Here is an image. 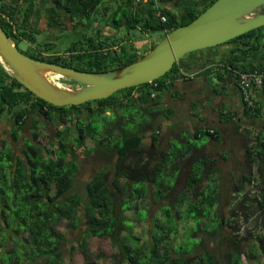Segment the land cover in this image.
Segmentation results:
<instances>
[{
    "label": "trees",
    "instance_id": "16d2710c",
    "mask_svg": "<svg viewBox=\"0 0 264 264\" xmlns=\"http://www.w3.org/2000/svg\"><path fill=\"white\" fill-rule=\"evenodd\" d=\"M12 1L15 4L0 0V26L16 47L17 40L35 42V33L42 31L38 27L42 16L49 28L60 25L64 14L68 20L87 26L61 52L47 54L52 49L48 42L37 44L46 54L30 48L26 51L18 48L20 51L35 59L79 70L102 71L130 63L146 52L138 53L129 43L117 49L115 46L126 35L159 31L163 37L175 27L190 22L214 0ZM256 31L251 29L229 40L244 47L229 62L240 71L264 69V61L255 60L256 53L250 59L246 57L254 49ZM157 42L153 39L149 49ZM238 49L233 48L231 53ZM179 64V60L174 62L168 71L151 82L119 89L105 98L63 106L39 98L2 66L0 120L9 115L12 123L9 138L1 139L0 143V264H69L62 248L66 240L63 228H77L82 224L81 239L69 246V255L77 249L85 255L90 239L106 238L113 251L107 255L109 261L105 264H218L213 251L204 245L203 235L192 247H173L170 240L179 232L180 219L183 215L188 219L194 211L206 223L191 235L206 233L207 237L219 238L223 227L234 228L232 222L245 219L252 205L258 214V232L249 230L242 238H256L250 241L248 250H241L240 239H232L236 234L229 233L231 249L224 252V262L245 264L242 254L249 258L257 252L264 260V139L260 136L244 148L246 168L231 176L230 190L237 200L232 203V199L227 202L224 198L228 205L222 208L228 214L226 219L219 216L222 212L211 209L222 200L219 197L222 175L215 160L203 154L187 162L181 189L162 208L167 218L163 219L161 210L154 215L148 239L141 241V236L132 231L134 222L148 217V201L167 198L172 187L168 179L179 169L172 161L173 156H182L191 148L182 150L178 146L176 153L164 154L158 147L152 151L144 145V138L149 134L152 144L157 146L159 136L154 133L152 110L155 92L164 87L166 78L173 79L180 74ZM59 78L74 83L65 77ZM244 105L249 110L256 109L248 107L245 101ZM83 107H88L86 113ZM32 110L45 120L57 122L53 135L41 136L46 124L36 116L30 122V137H24V125ZM63 123L69 126L60 127ZM87 139L94 142L93 146L86 145ZM17 140L21 141L18 152L12 144ZM78 152L100 154V158L108 161L86 179L83 194L73 189L79 168L75 155ZM206 206L210 209L203 215ZM140 207H144L143 217L138 213ZM124 209H132V219L125 217ZM85 264L96 263L87 258Z\"/></svg>",
    "mask_w": 264,
    "mask_h": 264
},
{
    "label": "crops",
    "instance_id": "0c3cea01",
    "mask_svg": "<svg viewBox=\"0 0 264 264\" xmlns=\"http://www.w3.org/2000/svg\"><path fill=\"white\" fill-rule=\"evenodd\" d=\"M64 17L65 14L60 25L50 28L47 27L45 21V26L41 27L42 33H40L47 36L55 35L54 39L56 40L65 36L69 44L86 31L87 26L81 25L80 27L74 21L69 20L68 24L64 23ZM43 18L42 16L40 19ZM88 28L90 32L91 28ZM74 34H76L75 37H72ZM256 38L254 49L249 50L246 57L250 59L256 53L255 60L264 61V26L256 31ZM48 39L50 38H45L43 41L48 42ZM152 40L148 36L147 42L141 48L131 46L138 53H142L149 50ZM27 43L34 52L47 53L40 50L34 42L27 41ZM126 43H129V40L123 39L115 47L119 49ZM68 44L52 47L47 54L61 52ZM233 48L239 49L231 53ZM241 48L244 47L239 42L228 40L188 53L179 60L180 74H177L173 79L166 78L164 87L155 92L157 96H155V104L152 106L155 113L153 129L159 138L156 142L157 146H155L151 142L150 135L147 134L144 138V145L152 151L158 147L164 154L166 152L176 153L178 147H175L173 151L171 149L176 145L173 141H177L182 150L191 146L184 155L173 156L172 161L179 167L178 174L182 169V163H187L194 157L203 154L214 159L215 165L217 161L229 159L233 152L242 151L243 159L244 148L247 144L257 136L264 139V88L254 87L251 89L256 109L249 110L244 105L238 85L240 70L229 64L230 61H234L233 58L240 53ZM185 129L187 130L186 135L183 134ZM210 129L214 130L212 136L208 134ZM202 136H208L209 139L199 145L188 139H197ZM233 161L235 162L236 159ZM245 168L244 160H242V164L233 166L231 171H243ZM217 169L220 172L218 167Z\"/></svg>",
    "mask_w": 264,
    "mask_h": 264
},
{
    "label": "water",
    "instance_id": "95a60500",
    "mask_svg": "<svg viewBox=\"0 0 264 264\" xmlns=\"http://www.w3.org/2000/svg\"><path fill=\"white\" fill-rule=\"evenodd\" d=\"M264 26V0H214L195 18L165 34L138 59L102 71H85L35 59L20 51L0 26V62L25 88L56 106L77 105L162 76L188 53L226 42ZM46 72L80 85L59 86Z\"/></svg>",
    "mask_w": 264,
    "mask_h": 264
},
{
    "label": "rangeland",
    "instance_id": "374dc122",
    "mask_svg": "<svg viewBox=\"0 0 264 264\" xmlns=\"http://www.w3.org/2000/svg\"><path fill=\"white\" fill-rule=\"evenodd\" d=\"M8 1V0H7ZM168 6V4H166ZM64 23L68 24L70 21L68 20L67 17L63 18ZM79 25V24H77ZM39 28L45 26V19H40L38 22ZM81 27V25H79ZM82 29V28H81ZM80 30V29H79ZM56 34V33H54ZM76 34L72 35V37H75ZM35 44H42L43 41V34L41 33H35ZM47 36V35H46ZM55 35H49L46 38L48 39V45L51 44L52 47L58 46H65L67 45L68 41L65 38V36H62L60 39L58 38L57 40L54 39ZM148 36L151 39H155L159 41L162 37L161 32L159 31H154V32H149L146 35L135 33V34H129L125 36V40H129V44L134 45L135 47L141 48L144 43L147 42ZM45 40V39H44ZM56 40V41H55ZM56 44V45H55ZM17 48L20 50L26 51L30 50L28 47V43L24 40H17L16 41ZM58 50V49H55ZM252 58V56H251ZM2 63V62H1ZM3 64V63H2ZM0 64V70L2 65ZM50 76V75H49ZM60 76H51L52 80L56 82L57 84L64 86V87H74L77 86L78 83L74 82L68 83L66 81L61 80L59 78ZM68 79V78H67ZM70 80V79H69ZM72 81V80H71ZM119 93V92H118ZM83 113H86L88 107H83L81 108ZM38 117L41 121H44L46 124V127L41 130V136L44 137L45 135H53L54 134V127L56 126V123L54 120L53 121H48L45 120L44 117L40 116L35 110H32L31 114L29 115V119L24 125V132L23 135L25 138H29L31 135V129H30V122L33 117ZM12 119L9 115L4 116L0 120V139L2 138H9V129L11 126ZM63 126H69L67 123H63L60 125V127ZM68 128V127H67ZM183 134H187V130L185 129L183 131ZM190 139L193 143L199 145L205 143L209 137L208 136H202L201 138L193 139V138H188ZM23 140V137L21 138V141ZM20 140H17L15 142H12L14 149L16 152L19 151L20 148ZM175 142V147L179 146V143L177 141ZM1 143V141H0ZM94 142L91 139H87L86 145L88 146H93ZM77 157L78 161V171L76 172L75 180H74V186L73 189L79 191V193L83 194L84 192V182L86 179H88L91 174L98 168L104 167L105 165L108 164V161H106L104 158H100V154L92 153L89 152L88 154H75ZM233 159H236L234 162ZM242 151L235 153L233 152L230 156L229 159L223 160V161H217L216 165L219 168V171L221 172L222 175V181L220 185V198L222 199L217 205L216 208L215 206L212 209V212L214 209L222 212L219 216L223 217L224 219L227 218V213L223 212L222 208H227V202L228 199H232V203L237 200L234 196H232V192L230 190L231 188V176L234 175L236 172H233L231 169L233 166L236 165H241L242 164ZM232 166V167H231ZM111 167H108V170H110ZM186 172H187V163H182V169L180 173L178 174V171H176V174L168 179V182L170 186H172L168 192L167 198L166 199H160L156 201H148V205L146 207V211L149 213L148 217L143 219L141 222H134V227H133V232L137 235L141 236V241H145L149 237L148 229L152 225L153 217L156 214H160V210L163 216V219H166V215L163 212L162 208H165V203H170L176 196L177 192L181 189L184 179L186 177ZM230 172V173H229ZM111 174V171L109 172V175ZM230 174V175H229ZM178 175V176H177ZM177 176L174 180V177ZM174 182V184H173ZM173 184V185H172ZM223 191V192H222ZM234 197V198H232ZM224 198H227V202ZM226 203V204H225ZM225 204V206H224ZM169 206V205H168ZM210 208L208 206L205 207L203 211V215L209 210ZM138 213L141 214L143 217L144 215V207H140L138 209ZM225 211V209H224ZM237 212H240L238 208H236ZM123 214L127 219H132V209H124ZM257 210L255 209L254 205L248 210V213L246 214L245 219H240L238 218L237 222H232V225L234 228H231L227 225L223 227V230L221 232L220 237L213 235L212 237H207L208 235L206 233H198L196 236L191 235L192 231L197 230V227L199 225L202 226V224L206 223V220L203 216H200V214H197L196 212L192 211L188 216H190L188 219L185 215L182 216V218L179 221V232L173 236L170 240L171 244L173 247H179L183 248L185 246L192 247L195 244L199 242V239L201 238V235L204 236V245L213 251L215 257L218 259V264H225L224 262V252L228 251L231 249L230 246V240L227 238V235L229 233H234L236 235H232V239H237L239 238V248L241 250H248L249 244L251 240H254L256 237L251 236L249 237L248 240H245L242 238L243 235H246L248 231L250 230L252 233L256 234L258 232V225L257 220H258V214L256 213ZM224 213V214H223ZM170 220V219H169ZM127 225L130 223L125 222ZM190 225V227L186 228L184 225ZM212 224V223H211ZM66 230V240L64 244L62 245V248L65 253V257L67 259V262L69 264H85L86 259L90 260H95L96 264H105L108 263L107 255L110 254L113 251V248L111 247L109 240L106 238H96V239H90L88 242V250L87 254L83 255L79 249L73 250L71 252V255L68 254L69 246L73 243H78V241L81 239V236L83 234V229L84 225H79L77 228H63ZM122 230H126V227H122ZM206 237V238H205ZM264 242V241H263ZM178 249V248H177ZM200 249V248H199ZM194 250L195 252L199 251ZM192 252L194 254L195 252ZM104 254L106 257L105 258H97V255ZM172 255L176 256L177 254L175 252H172ZM242 258L245 262V264H255V262L259 261L260 264H264L263 256L261 253L257 252L254 256L252 255L251 257H245L244 253L242 254Z\"/></svg>",
    "mask_w": 264,
    "mask_h": 264
},
{
    "label": "built area",
    "instance_id": "2783aa9c",
    "mask_svg": "<svg viewBox=\"0 0 264 264\" xmlns=\"http://www.w3.org/2000/svg\"><path fill=\"white\" fill-rule=\"evenodd\" d=\"M13 32L15 29L13 28ZM238 85L246 105L250 108L256 107L251 95V89L254 87L264 88V69L238 72ZM210 132H214L210 129Z\"/></svg>",
    "mask_w": 264,
    "mask_h": 264
},
{
    "label": "bare ground",
    "instance_id": "6f19581e",
    "mask_svg": "<svg viewBox=\"0 0 264 264\" xmlns=\"http://www.w3.org/2000/svg\"><path fill=\"white\" fill-rule=\"evenodd\" d=\"M49 75H50V76H49ZM46 76H47V78H48L50 81H52L53 83L57 84L56 82H54V81L52 80L51 76H60V75H58L57 73H54V72H46ZM57 85H59V84H57ZM59 86H61V85H59Z\"/></svg>",
    "mask_w": 264,
    "mask_h": 264
},
{
    "label": "flooded vegetation",
    "instance_id": "af4514ba",
    "mask_svg": "<svg viewBox=\"0 0 264 264\" xmlns=\"http://www.w3.org/2000/svg\"><path fill=\"white\" fill-rule=\"evenodd\" d=\"M11 2H12L13 4H15L12 0H11ZM41 33H42V32H41ZM45 38H46V35H43V40H44ZM256 39H257V38H256ZM255 41H257V40H255ZM26 42H27V41H26ZM45 42H46V41H45ZM45 42H44V43H45ZM78 85H80V84H77V86H78ZM1 139H2V138H1ZM1 139H0V141H1Z\"/></svg>",
    "mask_w": 264,
    "mask_h": 264
}]
</instances>
